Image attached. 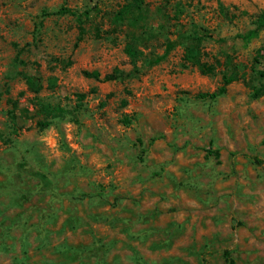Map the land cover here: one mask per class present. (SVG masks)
<instances>
[{"label": "rangeland", "instance_id": "rangeland-1", "mask_svg": "<svg viewBox=\"0 0 264 264\" xmlns=\"http://www.w3.org/2000/svg\"><path fill=\"white\" fill-rule=\"evenodd\" d=\"M263 11L0 0V264H264Z\"/></svg>", "mask_w": 264, "mask_h": 264}, {"label": "trees", "instance_id": "trees-1", "mask_svg": "<svg viewBox=\"0 0 264 264\" xmlns=\"http://www.w3.org/2000/svg\"><path fill=\"white\" fill-rule=\"evenodd\" d=\"M131 9L129 7H125L124 10L120 11V13L118 14V19H124L126 17V15H129L131 13ZM264 30V11L258 16L256 22H255V28L248 31L247 33L243 34V35H239L238 37L242 38L244 41L246 42H249L250 40H252L253 38L257 37L259 32ZM81 34L83 35L84 34V29L81 28ZM82 40V36L79 37L78 41ZM199 43V42H198ZM128 53L130 56H135L136 55V52L135 50L133 49V47H128ZM186 58L190 61H193L195 64H197L201 71L205 74L207 73H211L213 71V67L211 66H208L207 64H201L198 60V58L196 57V55L194 56H191V52H188V54L186 55ZM264 60V47L261 48L258 52V56L256 58V61L257 60ZM89 75V73H86ZM92 76L98 78L99 74L97 72L93 73ZM262 76H263V73H262ZM234 77H225L224 79V84L222 87H220L218 89V91L216 92H213V93H208V94H204L202 95V97H209L211 99H216L217 97L219 96H222L226 93L227 91V86L229 84H231L233 81H234ZM258 95H259V92H258ZM56 113L58 114H62L63 111L60 110V109H57L56 110ZM42 126H48L49 124L47 123H40ZM159 137H154L152 138L151 142L154 143L156 140H158Z\"/></svg>", "mask_w": 264, "mask_h": 264}]
</instances>
